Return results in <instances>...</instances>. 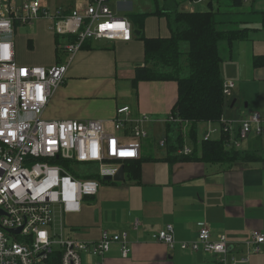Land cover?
<instances>
[{
    "label": "crops",
    "instance_id": "obj_1",
    "mask_svg": "<svg viewBox=\"0 0 264 264\" xmlns=\"http://www.w3.org/2000/svg\"><path fill=\"white\" fill-rule=\"evenodd\" d=\"M40 1L65 11L85 8L91 2ZM175 1L181 3L179 9L184 12L207 11L196 8L203 2ZM164 2L110 0L109 7L115 15L132 23V40L87 41L43 114L48 121L101 120L106 132L121 141L131 139L128 134L137 121H143L141 125L148 132L147 140L141 139L140 158L122 165L124 180L102 183L97 196L85 198L81 213L63 217L64 235L77 241L96 242L103 231L114 235L127 233L129 256L124 258L120 245L114 244L106 256V264H218L216 256L183 251L179 245L170 249L153 241L152 234L167 225L174 227L178 244L196 240L199 230L208 225L214 238L226 236L229 256L235 258L247 255L246 243L252 231L264 233V133L258 136L253 129L237 145L240 150L254 153L256 159L252 161L229 167L209 164L199 160L200 150L191 158L177 157L170 150L177 141V127H169L165 122L178 100L177 82H140L137 90L132 85L136 67L145 62L140 29L148 39L172 35L167 18L157 15ZM244 4L247 5L241 9V20L250 30L249 38L221 47L225 51L221 65L223 80L236 85L224 108L226 121L239 122L252 113L264 118V24L260 15L264 12V0H246ZM136 14L149 16L142 23L133 17ZM13 41L19 65L52 67L64 62L65 53L59 48L64 41L55 36L51 23L45 19L33 25L16 26ZM182 48L187 51V44ZM121 107L130 108V123L115 131L116 112ZM145 118L149 120L144 121ZM210 125L219 126L201 124L198 130L201 137ZM219 136L216 133L213 138L220 139ZM163 139L168 140L169 150L159 147ZM190 147L193 149V144ZM137 218L142 226L135 231L133 224ZM83 261L89 264L94 259L85 256ZM247 264H264V245L260 253L250 255Z\"/></svg>",
    "mask_w": 264,
    "mask_h": 264
},
{
    "label": "built area",
    "instance_id": "obj_2",
    "mask_svg": "<svg viewBox=\"0 0 264 264\" xmlns=\"http://www.w3.org/2000/svg\"><path fill=\"white\" fill-rule=\"evenodd\" d=\"M109 1L91 0L85 8L65 11L40 0H0V264H44L57 253L56 245L60 246L61 264H84L83 255L94 259L89 264H106L114 244L120 245L124 258L131 252L127 233L103 231L96 242L66 237L63 217L81 213L85 198L98 195L105 177H114L124 163L140 158L141 139L148 136L143 121H137L129 141H121L106 132L101 120L43 119L51 97L65 83L73 59L87 41L132 40V23L117 17ZM41 19L51 23L55 36L64 38L59 45L65 53L64 62L52 67L19 65L13 41L15 27ZM235 88L234 82H224L225 97H231ZM129 111V107L117 109L115 131L130 123ZM165 122L189 124L172 114ZM209 124H219V129H209L199 144L215 140L213 136L219 133L220 138L223 134L229 137L228 147L237 148L253 129L258 136L264 133V118L259 113L245 115L239 122L222 118L220 123ZM159 147L169 150L168 140L160 141ZM192 154L187 144L176 150L177 156ZM59 159L62 163H54ZM80 164L94 165L96 171L82 174L73 168ZM141 226L137 218L133 229ZM18 229L20 233L11 232ZM152 240L170 249L179 245L183 251L216 256L218 264H247L251 254L262 251L264 233L251 232L247 255L241 258L229 256L226 236L214 238L208 225L191 242L178 244L172 225L153 233Z\"/></svg>",
    "mask_w": 264,
    "mask_h": 264
},
{
    "label": "trees",
    "instance_id": "obj_3",
    "mask_svg": "<svg viewBox=\"0 0 264 264\" xmlns=\"http://www.w3.org/2000/svg\"><path fill=\"white\" fill-rule=\"evenodd\" d=\"M205 1H208L207 11L184 12L179 9L181 3L165 0L157 15L167 18L172 35L170 38L148 39L143 34V29H140L139 37L145 43V62L143 66L136 67L132 85L137 90L140 82H177L179 94L172 115L190 124L188 138L193 142L192 156L200 150L199 160L229 167L255 160L254 153L237 149L233 145L228 147L230 141L225 134L220 139L203 141L199 145L198 130L204 123H220L227 104L221 72L222 45L231 46L236 41L248 39L250 30L246 28V22L241 20L245 0H230L224 11L222 5L216 11L213 0L201 2ZM260 15L264 24V12ZM147 16L149 14L133 15L142 23ZM183 44H187V51L183 50ZM170 125L176 126V129L181 127L174 123L169 124V127ZM176 139V144L170 147L173 152L183 147V141L186 140L180 135ZM192 156L177 157L187 159ZM54 163L60 164L62 160ZM60 259L61 255L57 252L44 264H61Z\"/></svg>",
    "mask_w": 264,
    "mask_h": 264
},
{
    "label": "rangeland",
    "instance_id": "obj_4",
    "mask_svg": "<svg viewBox=\"0 0 264 264\" xmlns=\"http://www.w3.org/2000/svg\"><path fill=\"white\" fill-rule=\"evenodd\" d=\"M219 1H220V3H219ZM213 2H214V4H215V7H214V9L217 11V9L219 8V6L220 5H222V8H223V11L224 10H226L227 9V6H228V4L230 3V0H213ZM245 5H247V4H244L243 6H245ZM160 7L162 8L163 7V5L162 4H160ZM198 10H201V9H205V10H207L208 8H209V6H208V1L206 2H203V5H201V6H198V7H196ZM220 9V8H219ZM62 41H65L64 40V38H60ZM64 43V42H63ZM17 44H18V40H17ZM222 54L224 55L225 54V51L222 49ZM243 117H245V116H243ZM180 127V126H179ZM178 127V128H179ZM200 128V127H199ZM208 128H210V129H212V128H214V129H218L219 128V126L218 125H214L213 127L210 125V126H208ZM176 132H177V136H182L183 137V139L185 138L186 140H185V143L187 144V145H189V146H191L192 144H193V142L191 141V139L190 138H188L189 137V132H190V124H185V125H181V127L179 128V129H177L176 130ZM129 136H132V132L131 131H129V134H128ZM201 137V132H199L198 133V138H200ZM214 137V136H213ZM147 139L146 138H143L142 139V141L143 142H145ZM244 142V141H243ZM148 144H150V142H147ZM243 144V143H242ZM73 168L76 170V171H78V172H81L82 174H89V173H92V172H94V171H96V166H94V165H86V164H80V165H73ZM55 223H57V219L55 218V220H54V224ZM54 249H55V252H58V249H60V246H58V245H56V246H54ZM85 259V255H83V260ZM84 264H86L85 263V261H84Z\"/></svg>",
    "mask_w": 264,
    "mask_h": 264
},
{
    "label": "water",
    "instance_id": "obj_5",
    "mask_svg": "<svg viewBox=\"0 0 264 264\" xmlns=\"http://www.w3.org/2000/svg\"><path fill=\"white\" fill-rule=\"evenodd\" d=\"M124 177H125V167L122 166L120 168V170L117 172V174L114 177H105L104 178V181L105 182H110L112 180H114V181H123L124 180ZM11 232L12 233H20L21 232V229L12 230Z\"/></svg>",
    "mask_w": 264,
    "mask_h": 264
}]
</instances>
